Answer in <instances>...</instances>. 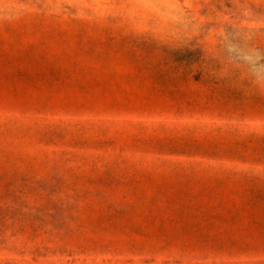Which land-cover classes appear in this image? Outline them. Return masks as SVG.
Masks as SVG:
<instances>
[{
  "label": "rangeland",
  "instance_id": "obj_1",
  "mask_svg": "<svg viewBox=\"0 0 264 264\" xmlns=\"http://www.w3.org/2000/svg\"><path fill=\"white\" fill-rule=\"evenodd\" d=\"M0 264H264V0H0Z\"/></svg>",
  "mask_w": 264,
  "mask_h": 264
}]
</instances>
